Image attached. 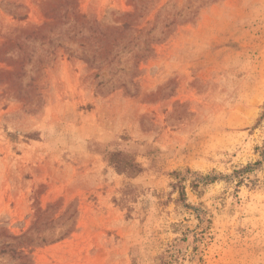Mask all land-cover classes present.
Returning <instances> with one entry per match:
<instances>
[{"label": "rangeland", "instance_id": "374dc122", "mask_svg": "<svg viewBox=\"0 0 264 264\" xmlns=\"http://www.w3.org/2000/svg\"><path fill=\"white\" fill-rule=\"evenodd\" d=\"M263 114L264 0H0V264H264Z\"/></svg>", "mask_w": 264, "mask_h": 264}, {"label": "trees", "instance_id": "16d2710c", "mask_svg": "<svg viewBox=\"0 0 264 264\" xmlns=\"http://www.w3.org/2000/svg\"><path fill=\"white\" fill-rule=\"evenodd\" d=\"M263 116H264V114H263ZM129 164H130V166L134 167L133 171H136V170L139 171V169H137V166L134 165L132 162L129 163ZM187 172H190V169H188ZM175 174L177 175V177H179L181 175V172H176ZM201 178H203V180H205V183H208V182L212 181V179L210 178V175H205V176H203ZM181 198L185 199V192L184 191H182V193H181Z\"/></svg>", "mask_w": 264, "mask_h": 264}]
</instances>
